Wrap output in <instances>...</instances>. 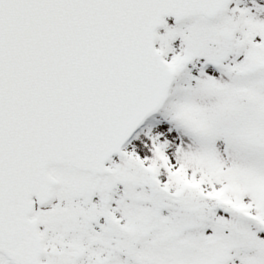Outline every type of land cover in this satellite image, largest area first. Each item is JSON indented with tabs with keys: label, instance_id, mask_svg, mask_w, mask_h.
I'll return each instance as SVG.
<instances>
[{
	"label": "snow or ice",
	"instance_id": "obj_1",
	"mask_svg": "<svg viewBox=\"0 0 264 264\" xmlns=\"http://www.w3.org/2000/svg\"><path fill=\"white\" fill-rule=\"evenodd\" d=\"M0 264H264V0H0Z\"/></svg>",
	"mask_w": 264,
	"mask_h": 264
}]
</instances>
